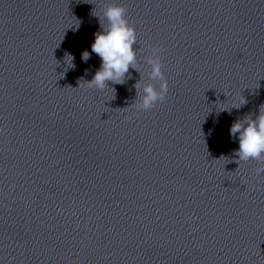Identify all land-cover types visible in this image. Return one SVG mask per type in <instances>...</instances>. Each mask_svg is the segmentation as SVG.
<instances>
[{"label":"clouds","instance_id":"clouds-1","mask_svg":"<svg viewBox=\"0 0 264 264\" xmlns=\"http://www.w3.org/2000/svg\"><path fill=\"white\" fill-rule=\"evenodd\" d=\"M96 16L100 20L102 31L94 34L95 40L91 50L100 57L101 66L92 80L87 81V86L104 90L109 87L108 82L124 84L126 78L130 79V68L139 72L137 49L134 47L137 44V33L127 19V9L122 5H104L101 8V15ZM149 51L151 54L143 59L151 69L147 74L150 82H142L140 79L134 86L137 90V99L134 102L137 111H150L159 103H163L169 89L168 80L163 71L164 48L149 46ZM66 57L70 58V63L74 59L69 54H66ZM89 58L90 53L85 50L82 53V59L86 62ZM246 103L244 99L235 108H240ZM230 134L232 137L238 134L239 148L235 151V155L239 159L236 162L239 164L240 161L255 160L259 164L255 169L256 174L264 173V105L260 106L259 114L255 119L247 115L235 121L230 128Z\"/></svg>","mask_w":264,"mask_h":264}]
</instances>
